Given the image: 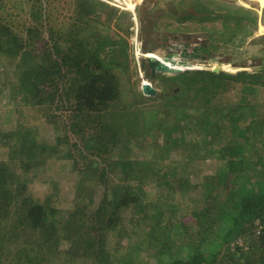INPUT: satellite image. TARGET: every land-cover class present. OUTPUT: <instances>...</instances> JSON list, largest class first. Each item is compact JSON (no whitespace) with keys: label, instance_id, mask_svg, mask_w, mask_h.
<instances>
[{"label":"trees","instance_id":"trees-1","mask_svg":"<svg viewBox=\"0 0 264 264\" xmlns=\"http://www.w3.org/2000/svg\"><path fill=\"white\" fill-rule=\"evenodd\" d=\"M54 5L60 22L51 12ZM108 7L98 0H0V61L8 63V70L0 71V97L7 91L17 113L24 115L22 107L38 108L47 123L60 129L55 143L46 144L22 123L10 130L0 127V146L14 162H0V264H66L62 255L70 264H149L140 257L142 248L155 264H264V103L258 97L264 92V73L246 72L253 70L250 65L233 75L228 74L236 71L232 65H210L232 72L164 77L181 80L177 94L166 90L148 99L135 92L123 103L124 79L117 72L126 73L130 61L127 43L120 46L111 38L114 11L100 20L99 12ZM231 11L227 6L219 17L228 25L237 22L231 26L236 34L245 28L244 19ZM12 69L18 82L9 84L4 77ZM189 96L196 105L187 101ZM152 101L156 104L149 107ZM204 104L211 109L196 108ZM163 111L174 113L173 121L162 118ZM188 132L206 136L188 140ZM142 139L145 150L159 151L156 158L132 159ZM213 143L219 148L213 150ZM189 147L187 160L173 162L164 172L160 160H169L173 149ZM202 152L227 159L224 170L199 185L179 177L181 165L201 159ZM53 155L71 161L78 179L75 205L67 212L53 207L56 194L45 201L25 196L35 167ZM148 178L174 198L186 201L191 193L186 202L194 211L173 222L171 212L145 190ZM192 190L200 197L192 200ZM192 225L199 238L190 235ZM145 229L141 247L133 244L119 252L124 238L132 242L137 230Z\"/></svg>","mask_w":264,"mask_h":264},{"label":"rangeland","instance_id":"rangeland-1","mask_svg":"<svg viewBox=\"0 0 264 264\" xmlns=\"http://www.w3.org/2000/svg\"><path fill=\"white\" fill-rule=\"evenodd\" d=\"M64 1L65 0H63V2ZM98 1L107 4L109 6L108 8L110 9L105 10L103 12H99V14H101L100 20L102 22H105L106 16L108 13L111 12V9L116 15L115 18H112L113 20L110 19L112 20L110 23L111 38L118 40V42H120V46H125V44L127 43L126 47L127 53L129 55L128 61H130L129 70L126 73L122 72L121 69L117 72L118 76L124 79V81L122 82V87L124 88L123 103L131 101V97L133 94H135V92L142 93L140 87L143 82H150L157 90L156 95L151 96L154 98L157 95H162L166 90L172 92L174 91L175 94L180 91L179 85L181 84V80L178 81L179 85L178 83L171 82L170 80L165 79L164 77L173 78L171 76L165 75H157L154 79L148 80V77L151 74L150 70L147 67L142 68L141 66V63L145 62V57L148 58L151 56L148 53L150 43L156 44L158 48H156L154 51L160 53V55L166 52V50L164 51L161 48L165 38L169 39V41H167L169 44H173L176 41H182L183 43L192 44L207 43L209 44L214 54L216 56H219L221 64H228L229 62V64L231 65L233 63L236 64L232 65V67L236 70L233 73H228L232 71L216 70L219 72L233 75L238 74L239 72H243L241 70H238V68L250 66L247 65V62L253 65V67H264V35H261L259 32L260 25H264V0ZM107 1H109L110 4ZM112 1L114 2V4L116 3L120 6L124 5V7H127V9L124 10L120 7L112 5ZM65 4H67V2ZM128 4L135 5L134 12L128 8ZM226 5L234 8V11H231L235 14L234 18L239 17V19H244L243 22L245 24V28H242V30L240 28L236 34L233 33L231 26L235 27L232 24H236L237 22L231 21L228 25L222 17H219L220 14L226 15ZM56 6L57 5H54L52 7L51 12L54 17H56L60 22L61 18L59 16V12L55 10ZM223 7L224 9L222 10ZM62 8V21L65 22L68 21V15L66 13L67 8L64 6V4L62 5ZM214 12L216 14H214ZM213 16L216 17L214 18ZM253 19L256 20V23ZM94 25L95 27L98 26L97 24ZM161 49L162 51L160 52ZM123 55H125V52L121 54V56ZM161 61L165 62L164 59H161ZM211 65L215 64L211 63ZM193 66H189L186 68H182L181 66L176 68L184 70H200L197 72H213V70L215 71V69H211L209 67V64L197 63ZM6 67L8 70V63H3L0 61V71L4 68L6 69ZM222 67L223 66H221V68ZM246 72L255 74L253 70H247ZM4 79L9 84L17 83L18 73H15V69H12V72L9 75H7V72L5 73ZM131 89L134 91H132ZM261 93L262 92L258 94V97L260 99V102L264 103V92L262 94ZM230 97H232L233 101L237 100L236 94H230ZM7 98L8 92L6 91L0 97V127L3 126L10 130L14 129L17 125L22 123L27 128L34 129V134H37L38 141L40 143H55L57 135L60 134V129L57 127V125H54L53 123H47V118L43 117L42 112H37L38 108L35 107H22L21 111L24 113V115H20L16 112V110L14 109L15 107L11 105L12 103L8 101ZM147 98L149 99L150 97ZM194 98L195 97L193 96H189L187 101H194L196 105L197 100L195 101ZM168 100H173V102L177 104L175 98H169ZM154 102L155 101L149 102V107L155 105L156 103ZM157 102L160 103L161 99ZM179 103L184 102L179 101ZM196 108H200L202 111H204L208 110L207 108H210V106L204 104L197 106ZM179 109L181 108H177V110ZM186 109L188 113H195V109L193 108ZM161 113L162 118H167L168 121H173L174 113L170 114L168 112V115L165 113V111ZM216 118L217 117L211 116V119ZM188 121L190 122V120ZM180 134L181 132H177L175 136H179ZM204 136L206 135H204L203 132H200L199 134L188 132L186 138L189 140L195 137L196 141H201ZM163 138V134H160V144H163ZM143 141L144 142L142 146H134L135 152H138V154L134 153L132 159L138 158L141 160L148 161L150 158L151 160L156 158V155L159 154V151L154 154L151 151L145 150L144 146L146 145V141ZM212 147L215 148L213 150H216L219 148V144L213 143ZM189 151L190 147L189 149H173L170 153L169 160L165 162L160 160V166L164 167L162 168L165 169L164 172L169 171L173 162L180 163L186 161V157L190 153ZM201 155V159H196L192 161L189 160L190 162H188L186 165H181V168L179 169V177H185L190 181L191 184L199 185L206 182V179L217 176L218 171L224 170L223 168H225L226 166L227 159L218 156L209 157V153L207 154V152H202ZM6 161L14 165V162H12L9 157L8 149L6 147L0 146V162ZM43 162V164H39L37 167H35L34 171L32 172L33 174H35V178L33 181H31L29 191L26 193L25 196L32 197L35 200L39 199L40 201H45L48 198V195L56 194L57 197L53 203V207L62 209L64 212L72 210L75 205V186L78 182V179L77 175L73 173L72 168L70 166L71 161L62 159L59 155H53L51 157H46ZM118 174H120V170H118L117 175ZM148 179L149 180L145 181L144 183L145 190L150 193L149 195L152 201L156 200L155 202H158L163 210L165 209L166 211L171 212L173 222L180 221L181 219L185 218L186 215L194 211L193 205L191 204V206L188 208L189 202H186L191 200V193L186 198V201L180 196L174 198V195L168 194L167 189L165 187H158L156 182H154L150 178ZM192 193H194L192 194V200L197 197L199 198L201 195V192L199 191L196 192L192 190ZM101 198L102 193L99 195H95V204H97ZM202 204L203 203H198L197 206L200 207L202 206ZM131 216L133 215L130 214L129 218ZM164 218L168 222V217ZM187 221L190 223L191 220L187 219ZM126 227L129 231H131L132 224L130 223V221H126ZM190 230L192 232H190V235H192L193 238H199V236H197L199 235L198 231H194L195 226L192 225ZM146 231L147 229L143 230L141 233V231L137 230V235L134 237L132 242H129V238H124L121 241V245H119V252H126L125 249L129 245L133 244L137 246L139 244L141 247L140 240L145 238ZM187 237L190 236L187 235ZM173 240L177 242L180 241L181 243L184 242L179 237L175 236L173 237ZM115 241H118V239H116ZM185 242H189L187 238L185 239ZM240 243H242V241H240ZM142 249L143 251L140 252V257L142 258V260H147L149 264H155V260L150 257V253H148L147 249ZM185 255L186 254H183V256ZM163 259L167 261L168 256L165 255ZM62 261H66V264H70L69 260H66L65 255H62ZM73 264H87V262L77 261Z\"/></svg>","mask_w":264,"mask_h":264},{"label":"water","instance_id":"water-1","mask_svg":"<svg viewBox=\"0 0 264 264\" xmlns=\"http://www.w3.org/2000/svg\"><path fill=\"white\" fill-rule=\"evenodd\" d=\"M176 45L178 44L171 45L168 48V51H166V53L164 54L163 59L165 62L157 58L145 57V62L141 63V66L142 68L147 67L150 69L151 74L148 77V80L154 79L157 75L175 77L185 73L186 71H200L193 69L181 70L179 68H176L177 66L179 67L182 66L186 68L188 66H191L192 64L203 63V64H209L210 67L211 65L210 63H217V62L220 63L219 56H216L214 54L209 44L207 43H199V44L182 43L180 44L179 47ZM153 52H154L153 49H150L148 51V53H153ZM213 72L217 74L223 73L216 70L215 71L213 70ZM253 72L264 73V67L262 66L254 67ZM140 89L141 92L147 97L155 96L157 93V90L150 82L149 83L143 82L141 84Z\"/></svg>","mask_w":264,"mask_h":264},{"label":"bare ground","instance_id":"bare-ground-1","mask_svg":"<svg viewBox=\"0 0 264 264\" xmlns=\"http://www.w3.org/2000/svg\"><path fill=\"white\" fill-rule=\"evenodd\" d=\"M259 1V0H258ZM128 8L130 9V10H132V11H134V8H135V5L134 4H128ZM259 32H260V34L261 35H264V25H260V27H259ZM162 51V49L160 50V52ZM165 51V50H164ZM139 53V52H138ZM166 53V52H165ZM164 53V54H165ZM151 56L150 57H153V58H157V59H159V60H161V59H163L164 58V54H162V55H160V53H157V52H153V53H149ZM230 63V62H229ZM228 63V65H231V64H229ZM232 63V62H231ZM213 64H221V63H213ZM225 64V63H224ZM234 65H236L235 63H233ZM232 64V65H233ZM194 64H192L191 66H193ZM239 65H241V64H239ZM247 65H251V64H249L248 62H247ZM251 66H253V65H251ZM177 67H179V66H177ZM181 67V66H180ZM189 67V66H188ZM194 67V66H193ZM182 68H185V67H182ZM180 69V68H179ZM181 70H184V69H181ZM202 71V70H201Z\"/></svg>","mask_w":264,"mask_h":264},{"label":"flooded vegetation","instance_id":"flooded-vegetation-1","mask_svg":"<svg viewBox=\"0 0 264 264\" xmlns=\"http://www.w3.org/2000/svg\"><path fill=\"white\" fill-rule=\"evenodd\" d=\"M167 41H169V39L168 38H165L164 39V42H163V44H162V49L163 50H166V51H168V48L171 46V45H174V44H178V45H176V46H180V44H182L183 42L182 41H176L175 43H173V44H169ZM149 50L150 49H153V50H155L156 48H158L157 46H156V44H154V43H150V45H149ZM177 49V48H176ZM148 50V51H149ZM175 51H177V50H175ZM150 70V69H149ZM151 73V72H150Z\"/></svg>","mask_w":264,"mask_h":264},{"label":"built area","instance_id":"built-area-1","mask_svg":"<svg viewBox=\"0 0 264 264\" xmlns=\"http://www.w3.org/2000/svg\"><path fill=\"white\" fill-rule=\"evenodd\" d=\"M113 1H115V0H113ZM113 1H112V3H111L112 5L117 6V7H120V8H122V9H124V10L127 9V7H124V5H121V6H120L119 4H116V3H115L116 5H115ZM107 2L110 4L109 1H107ZM121 2H123V1H121ZM134 11H135V8H134ZM134 11H133V12H134ZM134 17H135V16H134ZM140 51H141V49H140Z\"/></svg>","mask_w":264,"mask_h":264},{"label":"crops","instance_id":"crops-1","mask_svg":"<svg viewBox=\"0 0 264 264\" xmlns=\"http://www.w3.org/2000/svg\"><path fill=\"white\" fill-rule=\"evenodd\" d=\"M245 65V64H244Z\"/></svg>","mask_w":264,"mask_h":264}]
</instances>
